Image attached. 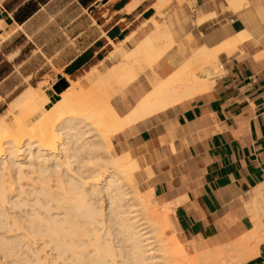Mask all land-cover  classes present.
<instances>
[{"label":"bare ground","instance_id":"obj_1","mask_svg":"<svg viewBox=\"0 0 264 264\" xmlns=\"http://www.w3.org/2000/svg\"><path fill=\"white\" fill-rule=\"evenodd\" d=\"M171 1L157 0L159 11ZM152 22L154 29L134 47L126 45L131 36L120 44L110 40L115 48L110 54L119 63L110 71L114 81L108 79V86L117 85L120 91L138 78L144 62L152 66L171 49L166 24ZM0 29L5 30L0 33L1 46L24 27L17 24L8 30L0 18ZM231 38L217 48H198L167 78L154 73L152 90L124 115L111 101L117 91L107 90L106 83L95 91L83 86L92 70L78 79L66 77L69 87L59 93L49 112L33 99L36 88L20 94L13 103L22 110L23 127L13 128L6 115L0 117V253L6 248L12 255H24L32 249L35 260L29 264H46L47 258L30 246L31 235L37 233L54 242L59 257L72 250L73 264H238L254 256L264 240V184L252 190L248 201L255 224L251 232L233 244L191 255L172 231H178L174 203L159 204L153 189L141 190L137 158L130 151L114 155L111 140L135 122L211 89L219 72V54L234 51L249 35ZM16 194L23 198L14 200ZM17 206L28 209L10 220L8 208ZM38 209L64 215L47 217ZM86 225L93 226L89 241L94 246L87 253L89 245L81 239L88 236ZM99 225L108 231L100 232Z\"/></svg>","mask_w":264,"mask_h":264},{"label":"crops","instance_id":"obj_2","mask_svg":"<svg viewBox=\"0 0 264 264\" xmlns=\"http://www.w3.org/2000/svg\"><path fill=\"white\" fill-rule=\"evenodd\" d=\"M156 3L78 0L82 12L73 21L89 14L91 23L75 36L79 48H73L64 69L77 77L89 71L107 58L110 40L131 36L126 45L135 46L154 29L152 19L166 24L173 41L153 65L152 75L160 78L172 75L198 48H217L239 33L249 35L234 51L219 54L211 89L112 136L113 150L137 158V179L145 190L153 189L160 204L174 203L172 217L183 242L204 240L206 249L233 244L254 229L247 205L264 184V0L175 1L169 16L159 14ZM96 9L99 16L90 15ZM83 34L86 40L78 41ZM152 85L141 76L112 103L124 115ZM247 260L238 264H264V240Z\"/></svg>","mask_w":264,"mask_h":264},{"label":"rangeland","instance_id":"obj_3","mask_svg":"<svg viewBox=\"0 0 264 264\" xmlns=\"http://www.w3.org/2000/svg\"><path fill=\"white\" fill-rule=\"evenodd\" d=\"M24 1L25 0H0V18L4 28L12 30L17 27L14 17L15 9L23 5ZM175 1L179 3L184 2V0H172L170 4L161 12L159 11L157 5H155V8L162 16L165 15L164 11L166 12V15L169 16V7ZM78 7V0H52L47 5L41 7V9L26 22L23 31H17L8 42L0 46V117L6 115L9 123L14 126L13 128L23 127L24 125L21 116L22 110L14 107L16 101L13 103L14 100L18 101L20 94L36 88L33 99L42 103L43 111L49 112L54 101L59 98V92L57 91L56 86L62 79L67 81L66 77L78 79L80 76L87 75V72L83 69V74L80 76L77 77L73 74L69 76L64 69V66L73 58V55L75 54V52H73V48H79V46L75 45V43L77 44L75 36L81 31L86 30L91 23L89 14H84L82 18L73 21V19L82 12V10H77ZM89 13L94 17L99 16L98 9L94 10L92 13L89 11ZM0 33H5V30L0 29ZM79 40H86V36L83 34L78 38V41ZM123 41L124 39L117 44H120ZM156 42L160 43L159 40H156ZM111 48L113 49L108 53L107 58H104L98 63V65L89 69V71H92L90 72L89 79L83 80L84 87L89 86L92 91H95V88L100 86L103 87V85L108 82L107 80L110 78V75L114 76L113 72L111 73L110 71H113L112 69L118 65L119 59L110 54L115 49L112 45ZM16 56L18 57L16 58ZM153 65L150 66L148 63L144 62L142 68L137 70V79L141 76H145L146 79L153 78ZM113 81L114 77L109 79V83H112ZM104 86H108L107 83ZM112 86L113 84L111 86L109 85L107 90L117 91L115 87L117 85ZM128 86H125L120 91H117L116 95L111 98V101L119 95H124L125 89ZM68 87L69 84L66 88H63L62 91ZM118 153L119 152L113 150L114 155H118ZM137 181L141 190L145 192L149 190H145V188L141 185V182L138 179ZM15 196L13 197L14 200H20V198H23L17 194ZM154 198L159 203L155 194ZM26 209H28V207L21 208L20 206H17L14 208H8V213L11 214L10 220L18 216V214H21L20 211ZM38 210L47 217L52 215V213L61 218H63L64 215L63 212H59L58 210H54L52 213H47L44 209ZM85 227H87L85 232L88 236H84L81 239L85 241L83 242L84 244L89 245L86 250L87 253L89 250L94 248V246L90 245L89 241L90 238H92L93 226L86 225ZM97 228L103 233L105 232V229L106 231L109 229L106 228V226L102 228L101 225L97 226ZM172 231L173 233L177 232L175 229H172ZM172 231H167V235H172ZM1 232H3V229L0 230V233ZM36 234L31 235V239L33 241H30V246L35 250L38 249V252L43 255V258H47L45 261L46 264H53L52 262L54 261L58 264H73L72 250H67V252L59 257L60 252L56 249L57 247L54 242H49L46 236L44 237L41 234ZM5 235L11 236V234L9 235L8 233H5ZM110 237V239H112V235ZM180 241L183 242L182 239H180ZM183 243L186 246L187 252L191 255L198 253L197 251L204 252L207 248L204 240H201L200 242L192 241L190 245L185 242ZM189 247L192 249H189ZM5 250L9 255L5 252ZM31 250L32 249H26V251L29 252L24 255H22V253L21 255H12V253H9L5 248V254L3 251L0 253V264H29L35 260V256ZM124 264L127 263L124 261Z\"/></svg>","mask_w":264,"mask_h":264},{"label":"trees","instance_id":"obj_4","mask_svg":"<svg viewBox=\"0 0 264 264\" xmlns=\"http://www.w3.org/2000/svg\"><path fill=\"white\" fill-rule=\"evenodd\" d=\"M49 0H28L26 3L21 5L17 11L14 13L15 20L22 24L26 20H28L32 15H34L38 9L40 4H45ZM85 3L86 0H82ZM72 73V72H71Z\"/></svg>","mask_w":264,"mask_h":264},{"label":"water","instance_id":"obj_5","mask_svg":"<svg viewBox=\"0 0 264 264\" xmlns=\"http://www.w3.org/2000/svg\"><path fill=\"white\" fill-rule=\"evenodd\" d=\"M68 86V83L65 79H62L59 84L56 86L57 91L60 93L62 92L63 88H66Z\"/></svg>","mask_w":264,"mask_h":264}]
</instances>
